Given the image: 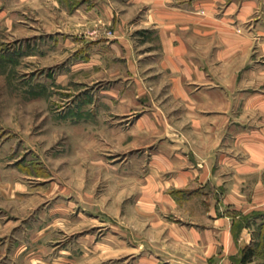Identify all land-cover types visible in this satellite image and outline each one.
<instances>
[{
  "label": "crops",
  "instance_id": "crops-1",
  "mask_svg": "<svg viewBox=\"0 0 264 264\" xmlns=\"http://www.w3.org/2000/svg\"><path fill=\"white\" fill-rule=\"evenodd\" d=\"M32 1L70 22L65 0ZM76 9L82 28L114 25L98 43L127 66L126 97L149 100L126 135L142 151L127 177L126 264H264V0Z\"/></svg>",
  "mask_w": 264,
  "mask_h": 264
},
{
  "label": "rangeland",
  "instance_id": "rangeland-1",
  "mask_svg": "<svg viewBox=\"0 0 264 264\" xmlns=\"http://www.w3.org/2000/svg\"><path fill=\"white\" fill-rule=\"evenodd\" d=\"M91 1L65 0L64 27L49 2L0 0V264H126V135L149 100L98 43L114 25L74 20Z\"/></svg>",
  "mask_w": 264,
  "mask_h": 264
},
{
  "label": "trees",
  "instance_id": "trees-1",
  "mask_svg": "<svg viewBox=\"0 0 264 264\" xmlns=\"http://www.w3.org/2000/svg\"><path fill=\"white\" fill-rule=\"evenodd\" d=\"M245 256H243V258H244Z\"/></svg>",
  "mask_w": 264,
  "mask_h": 264
}]
</instances>
